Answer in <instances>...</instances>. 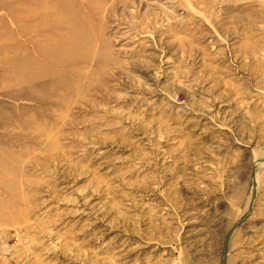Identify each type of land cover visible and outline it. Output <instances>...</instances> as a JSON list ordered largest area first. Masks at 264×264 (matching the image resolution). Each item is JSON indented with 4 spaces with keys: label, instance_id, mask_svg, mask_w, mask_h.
I'll use <instances>...</instances> for the list:
<instances>
[{
    "label": "rangeland",
    "instance_id": "1",
    "mask_svg": "<svg viewBox=\"0 0 264 264\" xmlns=\"http://www.w3.org/2000/svg\"><path fill=\"white\" fill-rule=\"evenodd\" d=\"M0 264H264V0H0Z\"/></svg>",
    "mask_w": 264,
    "mask_h": 264
}]
</instances>
